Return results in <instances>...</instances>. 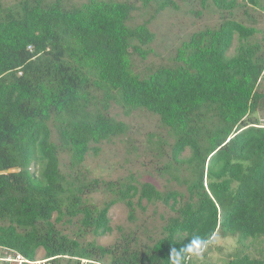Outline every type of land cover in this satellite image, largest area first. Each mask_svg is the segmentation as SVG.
<instances>
[{
	"label": "trees",
	"instance_id": "obj_1",
	"mask_svg": "<svg viewBox=\"0 0 264 264\" xmlns=\"http://www.w3.org/2000/svg\"><path fill=\"white\" fill-rule=\"evenodd\" d=\"M140 1L147 18L132 24L133 0H0V246L30 261L42 250L55 264H170L173 247L199 239L203 246L181 262L192 264L219 236L240 247L224 264H264V249L244 252L246 242L264 244V126L254 117L264 99V31L250 14L264 15V0H198V17L218 15L215 28L191 33L168 62L138 72L135 58L152 53L150 25L179 8ZM113 107L157 117L166 130L153 150L164 160L159 174L184 192L132 175L86 176V157L129 131ZM101 190L112 198L98 207L88 197ZM144 201L171 212L157 238L86 241L112 233V206L124 204L131 221ZM73 223L74 237L62 230Z\"/></svg>",
	"mask_w": 264,
	"mask_h": 264
},
{
	"label": "rangeland",
	"instance_id": "obj_2",
	"mask_svg": "<svg viewBox=\"0 0 264 264\" xmlns=\"http://www.w3.org/2000/svg\"><path fill=\"white\" fill-rule=\"evenodd\" d=\"M2 1L5 4H11L17 0ZM85 1L66 0L67 5L81 4ZM133 1L137 2L139 10L133 14L131 23H142L147 18V14L141 8L140 0ZM175 1L179 7L177 10H165L150 25L151 31L155 33V40L150 45L152 53L148 55L145 61L135 58L136 71H143L146 65L168 62L170 57L174 56L175 48L191 33L208 27L215 28L217 25L218 15L211 9L204 10L201 16H197V11L201 10L198 0ZM250 14L256 18L255 26L264 31V15L255 11H250ZM258 89L264 93V76ZM111 114L116 119L125 122L129 131L123 137L101 144L99 154H89L86 157L82 165V170L86 176L103 181H117L125 180L132 175L137 183L150 182L161 191L176 189L184 192V186L179 185L170 175L159 174L160 166L164 160H159L153 150L155 143L159 139L165 138L166 130L159 126L157 117L142 111L133 112L126 116L117 107L111 109ZM254 117L264 126V99L260 102ZM165 150L168 152L169 147H165ZM188 155L189 152L187 151L183 157H188ZM60 161L61 169L67 171L68 157L61 155ZM111 198V195L104 190L94 192L88 197L90 203L98 207H102L103 203ZM142 206L145 207V210L136 208L134 220L130 221L128 208L122 203L115 204L108 214L110 225L113 228L112 233L103 237H93L91 234H87L86 241L93 240L98 245L109 247L117 241L120 242L122 234L130 232H134L137 238L143 242L148 237L157 238L165 219L171 212L160 203L146 204L144 201ZM78 229L77 223L62 226V230L72 237L78 234ZM245 244L247 248H244V252L251 256H256L259 249H264V244L261 242L254 245H250L249 242ZM239 250L240 247L235 238L217 236L201 254L192 258V264H224ZM37 256L43 258V251L39 250ZM60 264L74 263L62 260Z\"/></svg>",
	"mask_w": 264,
	"mask_h": 264
},
{
	"label": "built area",
	"instance_id": "obj_3",
	"mask_svg": "<svg viewBox=\"0 0 264 264\" xmlns=\"http://www.w3.org/2000/svg\"><path fill=\"white\" fill-rule=\"evenodd\" d=\"M56 257L53 258H35L30 261L23 257L20 253L0 246V264H55ZM80 264H89L86 260H80Z\"/></svg>",
	"mask_w": 264,
	"mask_h": 264
},
{
	"label": "clouds",
	"instance_id": "obj_4",
	"mask_svg": "<svg viewBox=\"0 0 264 264\" xmlns=\"http://www.w3.org/2000/svg\"><path fill=\"white\" fill-rule=\"evenodd\" d=\"M204 242L200 241L199 239L193 240L185 245L181 249L172 248L170 251L169 261L170 264H181L184 255L186 254H196L197 246H203Z\"/></svg>",
	"mask_w": 264,
	"mask_h": 264
}]
</instances>
